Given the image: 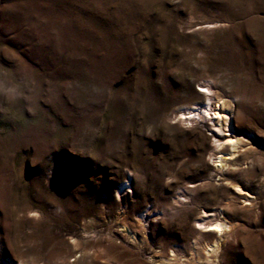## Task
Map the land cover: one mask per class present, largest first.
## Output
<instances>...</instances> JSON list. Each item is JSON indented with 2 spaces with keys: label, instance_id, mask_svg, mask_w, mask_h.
Here are the masks:
<instances>
[{
  "label": "rangeland",
  "instance_id": "obj_1",
  "mask_svg": "<svg viewBox=\"0 0 264 264\" xmlns=\"http://www.w3.org/2000/svg\"><path fill=\"white\" fill-rule=\"evenodd\" d=\"M0 264H264V0H0Z\"/></svg>",
  "mask_w": 264,
  "mask_h": 264
},
{
  "label": "bare ground",
  "instance_id": "obj_2",
  "mask_svg": "<svg viewBox=\"0 0 264 264\" xmlns=\"http://www.w3.org/2000/svg\"><path fill=\"white\" fill-rule=\"evenodd\" d=\"M208 115L210 119L213 120V123L217 129H221L224 125L225 122L230 120V117L226 113V108L225 105L223 104L222 101L216 100L214 103L209 100L207 103L203 105H195L193 107H186L180 114V119L183 120H192L193 118L196 117H201V115ZM237 144V140L233 138L227 139L222 145H227L230 148H235ZM216 162L221 163V161L224 160L222 155L216 156ZM218 166V165H217ZM203 224V227H207L209 229L207 230H213L215 233H221L225 222L223 219L220 220H211L209 223L205 222H200V225ZM128 234L130 237H133L132 233L130 230L127 229ZM210 249L216 250L217 246L212 245L210 246Z\"/></svg>",
  "mask_w": 264,
  "mask_h": 264
},
{
  "label": "snow or ice",
  "instance_id": "obj_3",
  "mask_svg": "<svg viewBox=\"0 0 264 264\" xmlns=\"http://www.w3.org/2000/svg\"><path fill=\"white\" fill-rule=\"evenodd\" d=\"M202 91H204V90H202Z\"/></svg>",
  "mask_w": 264,
  "mask_h": 264
}]
</instances>
